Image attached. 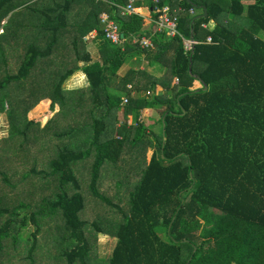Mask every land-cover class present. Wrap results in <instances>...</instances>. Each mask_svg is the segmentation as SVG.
Masks as SVG:
<instances>
[{"label":"trees","instance_id":"16d2710c","mask_svg":"<svg viewBox=\"0 0 264 264\" xmlns=\"http://www.w3.org/2000/svg\"><path fill=\"white\" fill-rule=\"evenodd\" d=\"M46 1L0 0V59L5 64L0 71L7 74L18 64L16 73H8L0 82V113L19 128V114L35 106L32 100L49 97L54 82L58 83L53 95L64 103V85L82 68L90 82L92 111L105 110L98 117L92 112L87 153L72 145L62 148L60 142L46 149L52 143L45 138L46 130L59 122L60 132L53 137L60 140L61 127L68 126L63 118L55 120L61 111L49 114L38 139L44 143L49 163L47 176L35 167H25L26 172L11 164L16 155L9 138L0 142V168L6 165L0 173L4 176L0 258H6L16 241L12 236L23 233L29 222L35 231L28 256H37L40 225L47 216L53 218L52 211L60 210L70 233L65 241L74 240L75 245L62 247L56 254L65 256L67 264H90L85 230L91 222L80 218L86 209L83 192H87L98 208L105 204L121 216L109 233L118 241L107 264H264V0H192L198 8L188 0H163L158 5L143 0L137 5L142 14L132 17L121 16L119 9L129 0H52L50 6ZM165 6L171 12L185 11L178 14L180 36L174 39L152 35ZM203 7L207 16L193 26L198 44L186 51L184 40H191L192 21L204 14ZM77 8L82 21L71 23L70 13ZM191 10L198 13L193 15ZM104 12L120 27L119 45L103 34L100 16ZM8 17L10 22L4 25ZM62 30L69 35L70 30L75 32L63 41L69 50L66 58L58 48ZM94 31L98 32L97 62L85 43ZM132 34L153 38L154 47L131 44ZM208 38L211 44L206 43ZM55 54L60 61L53 58ZM130 54L146 58L151 70L129 69L120 76ZM81 62L91 64L81 68ZM159 88L167 93H158ZM147 109L161 116L153 133L140 119ZM119 111L124 122L117 127ZM81 129H87L86 124ZM38 140L25 147L38 145ZM95 152L97 162L87 174L91 181L82 184L79 180L86 175L84 171L80 175L83 165L78 164ZM105 170L113 176L110 181L102 178ZM52 176L59 181L46 183ZM104 182L109 186L101 192ZM26 184L36 200L37 192L48 191L44 200L36 205V201L28 202ZM53 185H57V196L49 191ZM122 190L126 195H119ZM122 199L127 201L126 208ZM91 225L103 231L97 222Z\"/></svg>","mask_w":264,"mask_h":264},{"label":"rangeland","instance_id":"374dc122","mask_svg":"<svg viewBox=\"0 0 264 264\" xmlns=\"http://www.w3.org/2000/svg\"><path fill=\"white\" fill-rule=\"evenodd\" d=\"M142 1L143 0L136 1V4H134V7H136V9L140 13H141V10H140L141 8H139L137 5L139 3H142ZM26 2H28V0H18V4L26 3ZM46 2H48L47 4L48 6L53 5L52 0H47ZM146 2L147 0H145V3ZM38 9L41 10L40 5ZM79 11L80 9L78 8L71 11L70 16H69V20L71 23H76L77 22L76 19L78 18L80 19V22L82 21L83 15H80ZM9 22H10V17L5 19L3 24L5 25ZM70 32H72V34L69 35L68 31L62 30L60 34L61 36L60 45L58 44L59 52H61L65 56V58L67 56L66 52H68L69 50H67L68 47L66 48L65 45L63 46L64 44L63 41L70 39V36H74L75 34V32L71 30ZM0 34H2V30H0ZM89 39L91 38H87V40ZM261 39L264 40V34L261 35ZM94 51H95L93 52L94 59L98 58L99 59L98 61H100L98 48L97 49L95 48ZM27 52L29 53V51L25 50L24 54L27 55ZM53 58L56 59L57 61H60L59 60L60 56L58 54H55ZM142 61H144V59L141 61L133 60L132 64L131 63L128 64V62L126 61L127 62L126 65L122 68L121 71H119L120 76L125 75V73H127L129 69L150 71L151 68L148 67V64H149L148 61H144L143 66L139 65ZM14 62L18 63V60L15 59ZM3 63H4V59H0V70L5 68L4 67L5 64ZM86 64L90 65L91 63L81 62L80 67L82 68ZM15 66L16 68L13 69L12 67L8 73L15 74L16 71L18 70V64ZM152 73L156 74V73H161V72H159L158 70L157 71L152 70ZM7 74H5L3 70L0 71V82L1 80L3 81L6 78ZM57 83L58 82L56 83L54 82L53 86L51 85L49 89L50 91L49 97L44 96L37 100H32L34 101L35 106L30 107L27 112L24 111V114L23 113L19 114L21 116L20 117L21 121L18 122L19 128L13 127L12 119L10 123L9 117L5 118L3 115L4 118L2 122V129L4 127L5 129L1 131H5V133L7 134H5L4 132L3 133L0 132V142L9 138V143H10V146L12 147L13 155H16L15 157H13L15 159L11 160L12 161L11 164L17 165L19 167L21 166L22 169L26 167L27 170L31 169L32 167H35L38 172H44L46 176H47V173L49 172V170L47 169V167L49 166V163H48V160L46 159L44 143H42L38 139L41 136L42 131L45 130V120L48 117L54 116L56 112L61 111L59 113V116H57L55 120L58 122V118H63V120L68 124V126L65 127L63 126V124H61V126H63L61 127V131L63 130V138H60V140H56L53 137L57 131L60 132L59 122L56 124V126L52 124V126L49 127L50 130H46L45 138L46 137L48 139L50 138V140L52 141L49 147L46 146L47 150L51 149L54 145L59 144V142L61 143L62 148L68 147V146L71 147V145L74 148L81 147L80 150L84 153H87L86 151L89 150L91 146L90 144L91 141H88V139H90L89 131L91 129V127H89V123L91 121L90 119H92L91 118L92 112H93L92 110L95 109V106H93L91 104L92 102L90 101L92 97L91 96L92 92L90 90V82H88V77H86V73L84 72L82 68L74 76H72L70 80L66 82V85H64L66 101H64V103L60 100L59 97L55 96V94L53 95V91L57 89L56 87ZM44 85L47 86V84L45 83ZM108 87L114 88V85L109 83ZM108 91H111V89H108ZM116 92L118 93L119 91H116ZM160 92L167 93V91L163 88L158 89V93ZM86 94L87 96H85ZM28 102L30 103L31 101H28ZM38 102H41V105H38ZM50 107L55 108L54 111L50 109ZM61 107L63 108V110H61ZM104 110L105 109L103 108H99L98 110H95V112L93 113H95L96 116L98 117V115L104 114ZM153 110L155 109H152L148 112L147 110H144L141 113V118H140L141 121L147 124L149 133H153L155 131L154 126L153 128H151L150 126V123H152V120L155 119L157 121V122L155 121V123H158V119L161 117L159 115V111L157 110L153 111ZM51 112L53 113L51 114ZM122 115H123L122 111H119L118 116H122ZM41 117H42V120L40 119ZM34 118L38 119L36 123L31 122ZM123 120H124V117L122 116L121 121L118 123L117 127H120L121 124H123L124 122ZM130 122H131V118H129L128 120V123ZM83 123L86 124L87 129H81L83 126ZM53 128H54V131L52 132ZM19 133L24 134V137H21ZM3 134H5V136H3ZM36 140H38L37 142L38 145L25 147V145L27 146L28 142L36 141ZM129 146H132V144L130 143ZM29 156L35 157L36 161H33L32 159H30ZM97 159H98V153L95 152L92 154L89 160H85L83 161V163L81 162L78 164L79 166L80 164L83 165V170L80 169V175L82 174L81 172L83 171H84L83 174L86 175L83 180H79L80 183L82 184L85 183V185L89 184L90 179L87 176V174H89L90 176V174L93 172L92 167L95 164V162H97ZM5 166L6 165H2V167L0 168V173L5 172ZM143 166H145V164ZM24 171L26 170L24 169ZM3 177L4 176L0 175V183L3 180ZM14 177H15V173L12 175L13 179ZM31 177L36 178V176H31ZM39 178H41V176ZM50 178L51 179L46 181V183H49L51 181L54 182V180H56V183L59 181L58 177L56 176H52ZM102 178L104 180L110 181L113 178V176L105 170L103 172ZM108 186H109L108 182H104L103 185L99 186V188L102 192V191H106ZM23 187L27 195L28 194L30 195L29 198L27 199L28 202L36 201L35 205L37 204L38 200H41V201L44 200L46 194L48 193V191H45V192L40 191V193L37 192L36 194H39V196L37 197V200H36V198L33 196L32 190L30 189V185L26 184ZM56 188H57V185H53L51 190L49 191H52L57 196L58 192L55 190ZM83 190H86V189H83ZM125 193L126 191L122 190L120 191L119 195H124ZM83 195L85 197V208L86 209L80 213V218L82 221L91 222L90 224H88V227L85 230L86 238L89 240V243H90L89 244L90 245L89 246L90 247V264H107L111 254L114 251V248H116L117 241H118L117 238H115L114 236H111V234L109 233L114 232L112 229V225L120 223L121 216L119 215L118 211H116L114 208H111L110 206H107L105 204H100L102 207L98 208V204H96V201L90 195H88L87 192H83ZM120 203L124 207L126 206L127 201L126 199H122L120 200ZM52 212H53L52 219L49 218V216H47V219L45 218V215L42 216V218H45V220L42 221L40 225L41 233L38 234V238H37L38 245H39L37 246V249L39 248L37 250V256L36 255L28 256L30 255L29 252L31 251V247L33 246L32 233L35 231V226L33 225V223L29 222L27 224L28 226L25 227V230L23 231V233L18 234L17 232H15V235L12 236V237H16V241L15 243L12 242L10 251L6 253V258L5 259L0 258V260H3L2 261L3 264H67L65 256L62 257V256L57 255L56 253L57 251L59 253V251L62 250V247L63 249L65 248L68 249L70 248V246L71 247L72 245L74 246L75 242L74 240L65 241V239L69 238L70 233L65 230V222L63 220L61 211L58 210V211H52ZM94 222H97L98 225L101 226L100 228H102L101 229L103 230L102 232H99L97 229H95L91 225ZM27 238H29L31 241L28 240ZM62 238H64L63 242H62ZM54 244H58L57 250L54 248ZM7 249L8 248L5 247V252ZM0 254L2 253L0 252ZM53 255L55 256L52 257Z\"/></svg>","mask_w":264,"mask_h":264},{"label":"built area","instance_id":"2783aa9c","mask_svg":"<svg viewBox=\"0 0 264 264\" xmlns=\"http://www.w3.org/2000/svg\"><path fill=\"white\" fill-rule=\"evenodd\" d=\"M136 1L139 0H129L128 5L126 7H119L121 9V16H126V17H132V16H137L140 14V12L134 7V4H136ZM163 0H154L153 3L158 5L160 2ZM98 3H103L106 2L105 0H96ZM185 11L183 9H178L174 10V12H171L170 8L168 6H165L162 9V16L158 21H155V31L153 36L157 34H164L170 39H174L179 35L178 31V14H182ZM191 14L194 13V10L190 11ZM101 24H102V29H103V34L107 40L112 42L115 45L121 44V37H122V32L120 30V27L115 20L111 18V16L108 13H102L100 16ZM204 28H207V25H203ZM98 32L94 31L93 34L87 38H93L97 37ZM85 39V41L87 40ZM91 39L87 40L86 42H89ZM130 43L133 45H140L144 49H148L151 47H154V42L153 38L146 36V35H136L132 34L130 36ZM207 44L212 43V39L208 38L207 39ZM198 43L195 42L194 40H184V46L186 51H193V48L197 45ZM151 95V92H149ZM128 100L125 98L124 103H127Z\"/></svg>","mask_w":264,"mask_h":264},{"label":"crops","instance_id":"0c3cea01","mask_svg":"<svg viewBox=\"0 0 264 264\" xmlns=\"http://www.w3.org/2000/svg\"><path fill=\"white\" fill-rule=\"evenodd\" d=\"M197 13H198V12H197ZM197 13H196V11H194L193 15H196ZM198 15H203V14L200 13V14H197L196 16H198ZM196 16H195V17H196ZM195 17H194V18H195ZM149 29L152 31L153 27L151 26V28H149ZM92 34H93V32H92ZM92 34H90V36H91ZM87 37H89V35H88ZM87 37H86V38H87ZM96 39H97V37H93L89 42H86V41H85V43H89L88 47H89V50L92 52V55H93V52H95L94 49H95V48H96V49L98 48V45H96V43H97ZM92 43H93L94 45H93ZM123 50H124V49H123ZM124 51H125V50H124ZM98 52H99V48H98ZM125 57H126V56H125ZM93 58H94V57H93ZM127 59H128V60H127L128 64H129V63L132 64L133 60H136V61L140 60V61H141V60L144 59V61H148L146 58H141L140 56H137V55H133V56H132V54L128 55V58H127ZM98 60H99L98 58H97V59H94V61H98ZM144 61H142L139 65H142V66H143V65H144ZM127 62H126V60H125V63H124V65H123V67L126 65ZM123 67H122V68H123ZM122 68L120 69V71L122 70ZM81 77H83V76H81ZM73 80H74V79H73ZM88 82H89V80H88ZM150 110H152V109H150ZM150 110L147 109V112L150 111ZM153 111H154V110H153ZM117 114H118V113H117ZM150 114H152V113H150ZM3 115H4L5 118L8 117V116H6V115H7L6 113H0V132H2V133L4 132V133H5V131H1V130H4V129H5V127L2 129V122H3V118H4ZM154 116H155V115H154ZM129 118H132V117H129ZM140 118H141V117H140ZM120 119H121V118H120ZM128 120H129V119H128ZM158 120H159V119H158ZM120 121H121V120H120ZM155 121H156V120L153 119V120H152V123H150L151 128H153V126H154V127L156 126L157 123H155ZM156 122H157V121H156ZM5 134H7V133H5ZM5 134H3V136H5Z\"/></svg>","mask_w":264,"mask_h":264},{"label":"water","instance_id":"95a60500","mask_svg":"<svg viewBox=\"0 0 264 264\" xmlns=\"http://www.w3.org/2000/svg\"><path fill=\"white\" fill-rule=\"evenodd\" d=\"M188 2H189V4H191L193 7L198 8L195 4L192 3V0H188ZM201 9L204 10V14H203V15H198V16H196V17L193 19V21H192L191 40H194V30H193V26L195 25L196 21L199 20V19L205 18V17L207 16V8H206V7H203V8H201ZM122 36H123V35H122ZM190 72H191V70H190ZM205 88H207L206 85H205Z\"/></svg>","mask_w":264,"mask_h":264},{"label":"clouds","instance_id":"9594fccd","mask_svg":"<svg viewBox=\"0 0 264 264\" xmlns=\"http://www.w3.org/2000/svg\"><path fill=\"white\" fill-rule=\"evenodd\" d=\"M90 36V35H89ZM86 39V38H85Z\"/></svg>","mask_w":264,"mask_h":264}]
</instances>
